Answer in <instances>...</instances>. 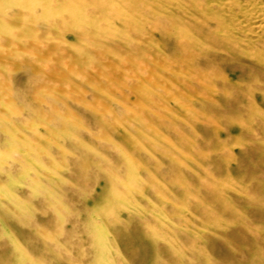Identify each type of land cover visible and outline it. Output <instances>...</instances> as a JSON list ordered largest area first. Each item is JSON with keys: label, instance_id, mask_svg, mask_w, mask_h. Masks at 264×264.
<instances>
[{"label": "rangeland", "instance_id": "1", "mask_svg": "<svg viewBox=\"0 0 264 264\" xmlns=\"http://www.w3.org/2000/svg\"><path fill=\"white\" fill-rule=\"evenodd\" d=\"M162 2L3 5L0 264H264V0Z\"/></svg>", "mask_w": 264, "mask_h": 264}, {"label": "bare ground", "instance_id": "2", "mask_svg": "<svg viewBox=\"0 0 264 264\" xmlns=\"http://www.w3.org/2000/svg\"><path fill=\"white\" fill-rule=\"evenodd\" d=\"M112 1H114V0H112ZM116 2H118V3L122 2L123 4L128 5V7L125 6V5L117 7V3ZM103 3H104L103 0H98V3L96 1H94V5H95V8H94L93 6L90 7V4H89L88 0H0V10L4 9V6H3L4 4H9V7H10V5H15V6H17L19 8L20 12L31 14V15H34L39 10H41V11L47 12L48 15H52V14L58 15L59 14L64 21H66V19H68V18H66L67 15H68L70 21L72 23H75L76 25H82V29L83 30L86 29V28L83 27V20H85L87 18V22H89L88 18H90L89 17V13L91 11H93V10H98V11H102V12L104 11L105 13H104V15L102 14L103 15L102 17H104L105 20L110 23V25H111L110 27L113 30V34H114L115 32H120L121 31V27L117 26V23L114 22V19H116V18L120 19L121 17L122 18H131V17L137 18V17H140L141 15H144V13L140 9L141 7H143L144 9H145V7H148L149 9L154 7L155 9H158V13L162 12L163 8L165 7V2H162V0H157V1H155V0H153V1L152 0H115L114 3H116V6L110 4L111 8L110 9L108 8L110 11L107 13V11H105L107 8H103V9L99 10L101 7H104V6H102ZM8 8L6 10L4 9L5 10L4 12L8 11ZM11 11H13V10H11ZM156 14L157 13H155V15ZM14 15L15 14H12L11 16H14ZM5 17H7V16H5ZM16 17H18V16L16 15L15 18ZM157 17L158 16H156V18ZM163 18H165V17H158V19H160V20L163 19ZM62 19H60V20H62ZM165 19L167 20V18H165ZM40 22H42V24H43L44 23V19H42ZM138 22H140V20H138ZM159 22H162V21H159ZM114 24H115V27H112V25H114ZM89 25H90L89 27H91V26L97 27L98 26V24L95 21H91ZM138 25L141 27V25L139 23H137L136 26H134L133 28L134 29H140L138 27ZM44 26H46V25H44ZM54 27H55V25H54ZM58 28L59 27L56 26V30H58ZM184 31L186 33L187 29H185ZM125 32L129 36L130 31H126L125 30ZM83 33H84V31H83ZM78 36L81 37L80 35H78ZM109 39H111V38H109ZM194 54H195V52H194ZM140 71H138V72H140ZM51 73H53V72H51ZM54 73H55V71H54ZM54 73H53L54 76L59 77L56 73L55 74ZM132 169L133 168L131 167V170ZM127 172H128V170H127ZM128 174L130 175L129 172H128ZM131 177L134 178V176H131ZM133 178H129V179L132 180ZM74 227H76V226H74Z\"/></svg>", "mask_w": 264, "mask_h": 264}]
</instances>
